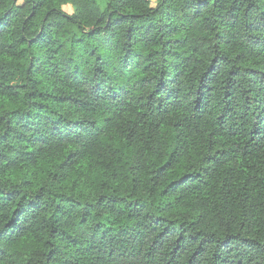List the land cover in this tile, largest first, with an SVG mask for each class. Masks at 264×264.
I'll list each match as a JSON object with an SVG mask.
<instances>
[{"label": "trees", "instance_id": "trees-1", "mask_svg": "<svg viewBox=\"0 0 264 264\" xmlns=\"http://www.w3.org/2000/svg\"><path fill=\"white\" fill-rule=\"evenodd\" d=\"M0 264H264V0H0Z\"/></svg>", "mask_w": 264, "mask_h": 264}, {"label": "rangeland", "instance_id": "rangeland-1", "mask_svg": "<svg viewBox=\"0 0 264 264\" xmlns=\"http://www.w3.org/2000/svg\"><path fill=\"white\" fill-rule=\"evenodd\" d=\"M63 9L68 12V13H71L72 12V8L69 4H64L63 6Z\"/></svg>", "mask_w": 264, "mask_h": 264}]
</instances>
